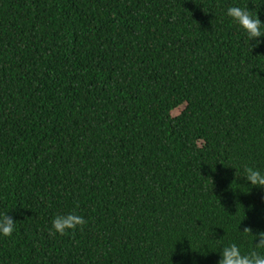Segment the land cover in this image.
Returning <instances> with one entry per match:
<instances>
[{"label": "trees", "instance_id": "1", "mask_svg": "<svg viewBox=\"0 0 264 264\" xmlns=\"http://www.w3.org/2000/svg\"><path fill=\"white\" fill-rule=\"evenodd\" d=\"M233 5L264 22V0H0V213L18 223L0 264L253 250L264 189L242 169L264 171V43L249 49ZM72 211L87 223L50 234Z\"/></svg>", "mask_w": 264, "mask_h": 264}, {"label": "clouds", "instance_id": "2", "mask_svg": "<svg viewBox=\"0 0 264 264\" xmlns=\"http://www.w3.org/2000/svg\"><path fill=\"white\" fill-rule=\"evenodd\" d=\"M225 15L248 38V46L250 41H255L249 47L250 50L264 43L261 39L264 38V22L258 18L257 13L253 15L247 7L233 5L227 8ZM242 178L250 186L264 189V171L245 165L242 169ZM7 213H0V238L12 236L17 228L18 223ZM86 223L84 217L75 211L57 215L51 221L50 234L67 235L82 228ZM251 232V229L245 228L242 233L253 237V250L244 252L237 243H230L220 248L217 264H264V231H258L255 236L251 235Z\"/></svg>", "mask_w": 264, "mask_h": 264}, {"label": "rangeland", "instance_id": "3", "mask_svg": "<svg viewBox=\"0 0 264 264\" xmlns=\"http://www.w3.org/2000/svg\"><path fill=\"white\" fill-rule=\"evenodd\" d=\"M182 110H183V107H181V108H179L178 110L174 111V112L172 113V115H173L174 117H176V116H178V115L182 112Z\"/></svg>", "mask_w": 264, "mask_h": 264}]
</instances>
